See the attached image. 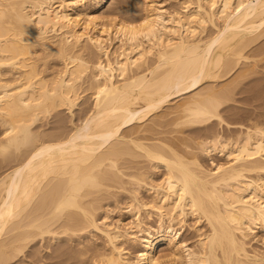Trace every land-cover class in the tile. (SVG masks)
<instances>
[{
  "label": "bare ground",
  "instance_id": "6f19581e",
  "mask_svg": "<svg viewBox=\"0 0 264 264\" xmlns=\"http://www.w3.org/2000/svg\"><path fill=\"white\" fill-rule=\"evenodd\" d=\"M261 73L264 0H0V264H264Z\"/></svg>",
  "mask_w": 264,
  "mask_h": 264
},
{
  "label": "rangeland",
  "instance_id": "374dc122",
  "mask_svg": "<svg viewBox=\"0 0 264 264\" xmlns=\"http://www.w3.org/2000/svg\"><path fill=\"white\" fill-rule=\"evenodd\" d=\"M262 74H263V73L259 74L258 78H259V77H260V78L257 79V81L254 82V85H253V82H252V81H251L252 83L250 82V84L253 85L252 87H254V88L259 87V88H260V91H262L261 95H260V93H259V94L257 95L258 98H257V97L255 98L257 101L254 100V97H253L252 95H251L252 97L250 96V93H247V94L244 93V95L246 94L245 96H246V99H247V100L245 101V99L242 98V97H243V94H242V93H239V94H242V95H239V94H236V95H235V96H236V97H235V100H236V98H237V100L234 102V104H236V106H237V105H238V106H242V107H240V108L243 109V110L246 109V107H247L246 110H248V109H250V108L253 107V109H251V110H254V111L258 112V113L261 112V114L264 113V107H263V106H264V105H263V102H264V101H262V99H264V98H263V96H264V92H263V90H264V89H263V88H264V85H262V84L264 83V80H263V79H264V75H262ZM261 75H262V76H261ZM259 80H260V81H259ZM255 83H256V84H255ZM250 84H247L248 87L245 85V87H246L247 89H249V88L251 87ZM256 85H257V87H255ZM262 86H263V87H262ZM261 87H262V90H261ZM250 89H251V88H250ZM241 96H242V97H241ZM249 96H250L251 98H249ZM238 97H240V98H238ZM244 98H245V97H244ZM248 98L250 99V101H248V100H249ZM252 98H253V99H252ZM259 98H260L261 100H259ZM241 99H243L244 101H242ZM240 100H241V101H240ZM253 100H254V102H253ZM244 102H245V103H246V102H250V103H252V104H250V103L244 104ZM255 102H256V103H255ZM260 102H262V103H260ZM241 103H242V104H241ZM253 103H254V104H253ZM255 104H258V106L256 105L257 107H256V106L254 107L253 105H255ZM259 104H262L263 106H262V105H259ZM243 107H245V108H243ZM256 108H257V109H256ZM255 109H256V110H255ZM257 110H258V111H257ZM62 113L64 114L65 111H63ZM63 114H62V115H63ZM64 116H66V115L64 114ZM263 118H264V117H263ZM46 125L48 126V125H50V123H49V124H46ZM46 125H45V127H47ZM259 236H261V237L264 236V235H262V232H261V231H257V236H256L257 239L259 238ZM254 239H255V238H254ZM254 239L251 241V245H253V247H256V248H259V249H261V250H264V245H263L262 242H261V241L263 240V238H262V240H256V239L254 240ZM42 248H43V247H41V252L43 253V252L45 251V250H44L45 248L43 249V251H42ZM46 252H47V251H46ZM46 252L43 253V254L45 255V257H46V255H47V253H48V252H47V253H46ZM48 255H49V253H48ZM27 260H28V259H27ZM46 260H48V262L51 261V259H50V260L48 259V256H47ZM46 260H45V261H46Z\"/></svg>",
  "mask_w": 264,
  "mask_h": 264
}]
</instances>
